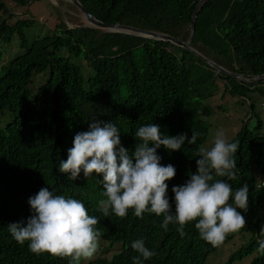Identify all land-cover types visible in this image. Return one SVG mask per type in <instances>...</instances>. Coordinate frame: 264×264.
I'll list each match as a JSON object with an SVG mask.
<instances>
[{
    "label": "trees",
    "instance_id": "obj_1",
    "mask_svg": "<svg viewBox=\"0 0 264 264\" xmlns=\"http://www.w3.org/2000/svg\"><path fill=\"white\" fill-rule=\"evenodd\" d=\"M40 1L0 0V264H208L245 233L225 263L264 264V133L254 109L264 83L216 74L167 42L68 28L55 7L54 29L29 37L33 19L13 10ZM199 1L78 0L106 25L183 42ZM13 40L21 52L4 58ZM189 47L230 73L264 75V0H209ZM220 89L247 102L256 124L215 160L199 149L205 103ZM219 187L209 207L224 206L235 234L199 208Z\"/></svg>",
    "mask_w": 264,
    "mask_h": 264
},
{
    "label": "rangeland",
    "instance_id": "obj_2",
    "mask_svg": "<svg viewBox=\"0 0 264 264\" xmlns=\"http://www.w3.org/2000/svg\"><path fill=\"white\" fill-rule=\"evenodd\" d=\"M69 4L67 0H45L34 2L24 9H15L13 13L18 18L33 19L34 24L32 28L27 31L29 37L32 34V37L48 35L49 31L54 29L55 25L59 23L52 7L57 8L68 28L76 27L78 24H81V26H88L81 13H75L69 7ZM68 15L78 19L76 25L68 21ZM17 45L18 41L13 40L10 48H7L6 52L3 53L4 58L6 56L7 58L13 57L15 54L20 53L21 50L17 48ZM222 92L223 89H220L218 94L214 95L205 103L206 106L210 107L212 113L209 118L205 119L208 126V136L205 143L199 149L200 156L215 160H221L226 155L229 143L234 139L242 126L247 125L248 129L253 130L256 124L254 117L249 119V104L247 102H238L237 98H233L230 95H222ZM254 109L255 112H258L262 117V133H264V101L257 104ZM222 196L223 189L220 187L209 190L204 199L199 203V208L201 212L207 214V217H210L214 229L215 226H217V229H222V225H225L230 229L232 234H235L239 232L240 224L231 216L219 210V208H224V206L209 207L212 202L220 200ZM208 212L212 213L209 214ZM262 230L264 231V224L262 225ZM247 234L250 235L249 233L236 235L230 243L221 245L217 252L209 256L208 264H226L225 261H227L230 254L236 251L240 241L248 239ZM119 247L121 248L120 245H115L113 249L117 250ZM249 260L250 258H246L241 261H236L233 264H247Z\"/></svg>",
    "mask_w": 264,
    "mask_h": 264
},
{
    "label": "water",
    "instance_id": "obj_3",
    "mask_svg": "<svg viewBox=\"0 0 264 264\" xmlns=\"http://www.w3.org/2000/svg\"><path fill=\"white\" fill-rule=\"evenodd\" d=\"M71 5H73L84 17L85 21L87 22L88 26H82L81 28H94V29H99L103 30L109 33H122V34H127V35H132L140 38H146V39H152L155 41H163L170 43L171 45L183 48L185 50H188L189 52H193L195 55L201 57L210 67H212L215 70L216 74L222 73L224 75L230 76L232 78H235L239 81H242L244 83H251V84H256L258 82L264 83V75L260 76H246V75H237L230 73L223 68L219 67L215 63L203 58L200 56L198 53L194 52L190 47L189 44L193 39L194 36V28H195V19L197 16L198 11L201 9V7L208 2L209 0H200L198 4L195 7V10L192 14L191 17V22L188 26V29L191 31V35L189 39L186 42H183L181 40L182 36L179 38H173L169 35L162 34V33H157V32H152V31H144L140 29H136L130 26L126 25H121V24H115V25H106L99 20L95 19L91 14H89L83 6L78 2V0H67ZM75 28V27H73ZM187 29V30H188Z\"/></svg>",
    "mask_w": 264,
    "mask_h": 264
}]
</instances>
